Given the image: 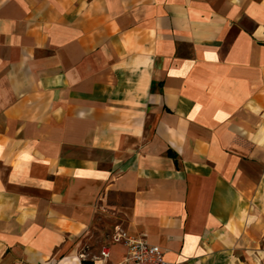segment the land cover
<instances>
[{
    "label": "crops",
    "instance_id": "0c3cea01",
    "mask_svg": "<svg viewBox=\"0 0 264 264\" xmlns=\"http://www.w3.org/2000/svg\"><path fill=\"white\" fill-rule=\"evenodd\" d=\"M117 235L264 264V0H0V264Z\"/></svg>",
    "mask_w": 264,
    "mask_h": 264
},
{
    "label": "built area",
    "instance_id": "2783aa9c",
    "mask_svg": "<svg viewBox=\"0 0 264 264\" xmlns=\"http://www.w3.org/2000/svg\"><path fill=\"white\" fill-rule=\"evenodd\" d=\"M114 241L120 242L125 249L122 264H174L166 262L163 251L158 246L149 244L143 237L117 235ZM100 255L107 258L109 251L104 249Z\"/></svg>",
    "mask_w": 264,
    "mask_h": 264
},
{
    "label": "trees",
    "instance_id": "16d2710c",
    "mask_svg": "<svg viewBox=\"0 0 264 264\" xmlns=\"http://www.w3.org/2000/svg\"><path fill=\"white\" fill-rule=\"evenodd\" d=\"M82 264H86L85 262H83Z\"/></svg>",
    "mask_w": 264,
    "mask_h": 264
}]
</instances>
